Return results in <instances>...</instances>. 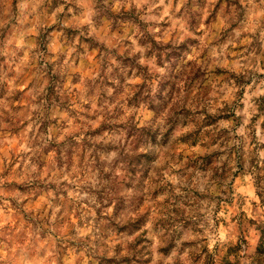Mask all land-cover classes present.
<instances>
[{
  "label": "clouds",
  "instance_id": "obj_1",
  "mask_svg": "<svg viewBox=\"0 0 264 264\" xmlns=\"http://www.w3.org/2000/svg\"><path fill=\"white\" fill-rule=\"evenodd\" d=\"M261 169L264 0H0V264H264Z\"/></svg>",
  "mask_w": 264,
  "mask_h": 264
},
{
  "label": "rangeland",
  "instance_id": "obj_2",
  "mask_svg": "<svg viewBox=\"0 0 264 264\" xmlns=\"http://www.w3.org/2000/svg\"><path fill=\"white\" fill-rule=\"evenodd\" d=\"M260 171H261V180L262 182H264V169H261ZM215 264H220V257H217Z\"/></svg>",
  "mask_w": 264,
  "mask_h": 264
}]
</instances>
